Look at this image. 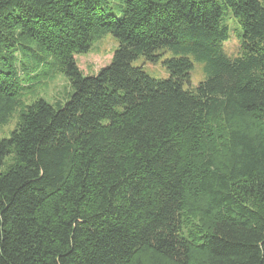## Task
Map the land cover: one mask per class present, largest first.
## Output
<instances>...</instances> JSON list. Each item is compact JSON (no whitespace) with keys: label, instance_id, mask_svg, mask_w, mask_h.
<instances>
[{"label":"trees","instance_id":"trees-1","mask_svg":"<svg viewBox=\"0 0 264 264\" xmlns=\"http://www.w3.org/2000/svg\"><path fill=\"white\" fill-rule=\"evenodd\" d=\"M107 34L85 75L74 56ZM166 51L168 79L134 65ZM55 74L66 100L24 103ZM15 112L0 264H264V0H0V126Z\"/></svg>","mask_w":264,"mask_h":264},{"label":"rangeland","instance_id":"rangeland-1","mask_svg":"<svg viewBox=\"0 0 264 264\" xmlns=\"http://www.w3.org/2000/svg\"><path fill=\"white\" fill-rule=\"evenodd\" d=\"M113 7V5H111ZM224 23L230 28V38L225 43V53L230 56H236L239 53L241 44L235 29L238 28L236 19L226 14L224 17ZM117 41L111 34L105 35L101 40L95 42L89 52L85 54H76L74 56L79 69L85 75H94L98 73L102 68L108 66L111 63L115 49L117 48ZM37 54H42L41 50L34 48ZM173 55L166 51L162 56V59L158 63H147L143 57H140L134 62L137 67H142L143 70L155 79H168L169 72L163 65L166 59L171 58ZM52 61L51 59L46 62V66L41 65L37 60L32 61L30 58L24 57L25 66H27L32 72L36 74L45 72L49 74L50 68L47 66ZM194 69L190 75V83L186 84V88H195L205 78L203 65L200 62L193 60ZM20 67V64L18 65ZM51 75V74H50ZM43 75L37 81H34V93L28 92L24 97V103L29 104L37 99H43L50 104H54L57 101H63L67 99V94L71 91L69 81L62 74H55L53 76ZM19 120V112H15L10 118L9 122L0 126V139L8 138L11 132L15 129Z\"/></svg>","mask_w":264,"mask_h":264}]
</instances>
